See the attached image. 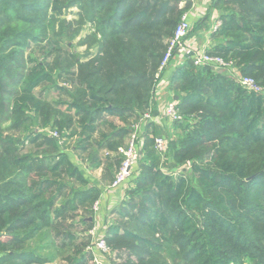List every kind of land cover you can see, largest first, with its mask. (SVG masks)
Returning <instances> with one entry per match:
<instances>
[{
    "label": "trees",
    "instance_id": "obj_1",
    "mask_svg": "<svg viewBox=\"0 0 264 264\" xmlns=\"http://www.w3.org/2000/svg\"><path fill=\"white\" fill-rule=\"evenodd\" d=\"M178 4L0 0V264L92 263L102 189L89 174L119 167L151 109ZM212 7L221 25L206 54L231 68L188 56L168 76L181 120L165 157L154 139L166 130L145 131L106 227L113 264H264V0ZM72 8L77 19H61ZM85 24L81 57L71 43Z\"/></svg>",
    "mask_w": 264,
    "mask_h": 264
},
{
    "label": "built area",
    "instance_id": "obj_2",
    "mask_svg": "<svg viewBox=\"0 0 264 264\" xmlns=\"http://www.w3.org/2000/svg\"><path fill=\"white\" fill-rule=\"evenodd\" d=\"M191 1L192 0H184V2ZM220 25L221 22L218 20L212 26V32H215ZM189 28L190 25L188 21V14L187 12H185L181 16L180 22L174 31L173 37L167 45L166 52L159 66V70H164L176 53L185 56H190L192 59V63L195 67L208 65L224 72L231 68V64L224 62L220 57H212L206 53L194 54L189 47L184 46L183 40L186 37ZM180 65H182V63ZM237 80L242 86L254 93H260L262 91V88L257 85L253 79L249 77H239ZM163 116L171 122H178L181 120V117L178 113V110L176 109V104L174 101L166 104ZM150 120L151 117L147 113H145L141 116L138 121L131 125V131L129 134L130 138L128 139V143L118 149V153L122 156V162L119 167V172L116 174L114 181L111 185V189H118L119 187L123 186L129 179L131 169L136 164L139 158L140 148L142 145V140L139 136V128L142 123H145ZM52 136L56 137V134L52 133ZM167 148L168 144L166 143L164 138L154 139V149L157 153L162 155L166 153ZM96 205L97 203L93 207L95 210L97 209ZM91 249H96V251L102 252L103 254H108L110 251L109 247L105 243V240L102 239L97 240L93 244Z\"/></svg>",
    "mask_w": 264,
    "mask_h": 264
},
{
    "label": "crops",
    "instance_id": "obj_3",
    "mask_svg": "<svg viewBox=\"0 0 264 264\" xmlns=\"http://www.w3.org/2000/svg\"><path fill=\"white\" fill-rule=\"evenodd\" d=\"M189 7L188 13L194 26V31L188 34L183 40V45L191 49L194 54L206 53L210 46L214 43L212 37V26L219 20L218 10L212 7V0H192L186 3ZM188 56L176 53L171 59L170 65L166 67L164 74L155 87L154 102L151 107L153 121L150 123H142L139 128V136L144 138V134L150 124L160 126L166 131H171V124L165 125L166 118L163 116L164 108L167 103L173 102V94L168 91V76L172 70L184 62ZM190 57V56H189ZM99 170V169H98ZM96 171V170H95ZM104 191V190H103ZM123 197V188L102 192L99 200L102 213H110L102 220L103 226L107 227V219L112 218L113 212L121 202ZM101 225V222H96ZM106 229V228H105ZM104 230V229H103ZM105 231V230H104ZM97 252L96 250L93 253Z\"/></svg>",
    "mask_w": 264,
    "mask_h": 264
},
{
    "label": "rangeland",
    "instance_id": "obj_4",
    "mask_svg": "<svg viewBox=\"0 0 264 264\" xmlns=\"http://www.w3.org/2000/svg\"><path fill=\"white\" fill-rule=\"evenodd\" d=\"M186 3H188V2H184V0H179L178 8H180V9L181 8L182 9L185 8L186 9L185 12H187V14H188V21H189L190 28H189V30H188V32L186 34V36H187L188 34L193 33L194 26H193V24L191 22V19L189 17V13H188L189 7L186 5ZM76 13H77V10L75 8L69 9L68 11H66V12L63 13V15L61 16V19H65L67 21L76 20L77 19ZM219 14L220 13L218 12V16H219ZM92 31H93L92 26L90 24H85L82 27L79 35L71 43V46L75 49V51L79 55H81V57H83V55L85 54V51L86 50H85V46H79L78 45V42H79L80 39H83L84 37H86L90 33H92ZM93 50L94 49H91L90 51L93 52ZM170 63L171 62H169L168 65H170ZM165 70H166V68L164 70H162V75L164 74ZM159 71L161 72V70H159ZM222 72H224V71H222ZM161 77L159 78V80L161 79ZM159 80H158V82H159ZM53 98L54 97H50L49 99L50 100H53ZM146 113L151 117V120L150 121H147L145 123L152 122L154 118H153V115L151 113V109L148 112H146ZM163 114H164V112H163ZM164 123H165V125H169V124H171L173 122H171L170 120L166 119V121ZM0 125H1L2 129H6L7 126H8V123L0 119ZM130 130H131V126H130ZM43 131L46 132V133L48 132L45 129ZM51 133L52 132L49 131V134H51ZM175 134H176V132H173L172 129H171V131H166L165 132V134L163 135V138H164V140L166 141L167 144H168V141L170 139L174 138V135ZM129 138L130 137L127 136V138L125 139V142H124V145L123 146H125L128 143V139ZM140 139H141V137H140ZM141 140H143V139H141ZM166 153H167V151H166ZM166 153L162 154L161 156L162 157H165V154ZM119 156H120V164H121V162H122V156L120 154H119ZM119 167H120V165H119ZM119 167L116 170H112L110 168H103V169H99V170H96V171H92L89 174L90 175V178H91V181L97 183L101 187L102 192L116 190V189H111V185H112V183L114 181V178H115L116 174L119 172V169H120ZM136 170H137V165L135 164L132 167V169H131V174H130V177H129L128 180H130L132 174ZM123 187H124V185L121 186V187H119V188H123ZM96 203H97V205H96L97 209L95 210L93 207H94V205ZM94 205L92 207V210H93V213H94V219L93 220H94V224L95 225H94V228L89 232V235L92 237L93 243H95L97 240H101V239L102 240H105V237L104 236H105V233H106V229H105L106 226H103L102 220L105 219L104 218L105 216H107V215L110 216L109 215L110 213H106V214L105 213H102V210H100L101 204L99 203V201L95 202ZM112 218H114V217H112ZM112 218H108L107 219V221H108L107 224H109L111 222V219ZM98 221L101 222V225H99V224L96 223ZM95 250H93V251H95ZM92 255H93V260H92V263L91 264H113V263H116V262L119 261L118 258H117L116 252L111 251V249H110V251H109L108 254H103L102 252L97 251L95 253H92Z\"/></svg>",
    "mask_w": 264,
    "mask_h": 264
},
{
    "label": "water",
    "instance_id": "obj_5",
    "mask_svg": "<svg viewBox=\"0 0 264 264\" xmlns=\"http://www.w3.org/2000/svg\"><path fill=\"white\" fill-rule=\"evenodd\" d=\"M220 73L222 72L221 70H218Z\"/></svg>",
    "mask_w": 264,
    "mask_h": 264
}]
</instances>
